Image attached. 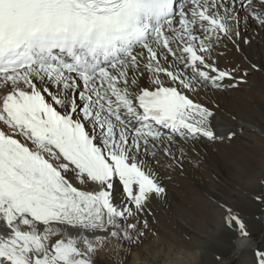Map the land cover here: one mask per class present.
Returning a JSON list of instances; mask_svg holds the SVG:
<instances>
[{"label":"snow or ice","instance_id":"6c2138e0","mask_svg":"<svg viewBox=\"0 0 264 264\" xmlns=\"http://www.w3.org/2000/svg\"><path fill=\"white\" fill-rule=\"evenodd\" d=\"M233 48L248 67L221 65ZM255 72L264 0H0V264H101L106 246L126 259L161 243L150 202L198 145L245 131L218 96ZM217 206L209 264H264L252 226Z\"/></svg>","mask_w":264,"mask_h":264},{"label":"bare ground","instance_id":"6f19581e","mask_svg":"<svg viewBox=\"0 0 264 264\" xmlns=\"http://www.w3.org/2000/svg\"><path fill=\"white\" fill-rule=\"evenodd\" d=\"M256 30H257V26L255 24L252 23L242 24L241 39L251 35ZM229 60L238 61L243 66L248 67L247 60L244 59L242 56H240L235 48H233L231 52L228 54V60L221 61V65L222 66L226 65L229 62ZM263 76H264V72L252 73L249 76L248 83L242 86L241 90L232 91L229 92L227 95L218 96L220 103L227 111H232L237 114L238 123L243 124L245 127L244 134L256 140L255 145H257V147L254 148V155L252 153L247 155L245 154V156L240 157L242 159H236L238 158L236 157L234 158V160H232L234 166L236 167V174H237L236 176L239 180L237 179L235 180H237L238 184L234 182L235 180L232 181L222 176V173L219 174L213 171L214 173L211 172L213 175L212 176L213 179L212 181L214 182L213 186H210L204 190V188L198 185L197 183L198 181L196 180L193 174L199 173L198 170L203 171V169L210 171L211 168L214 169V167L212 166L216 164L215 159L212 160L205 159L206 160L205 162L201 160V155L203 151L202 149L207 150V148H209L210 151L213 153L216 148L220 150L224 149L225 152H229L230 154L232 150L231 147L232 144L234 145V142L222 143V144L218 143V144L198 145L197 146L198 154L197 153L191 154L190 158L185 161L183 168L175 172H172L171 180L165 181L167 185L166 200L160 201L154 199L150 202L149 207L152 213L151 216L153 217L155 226L158 227L157 229H159L158 231H160L161 233L160 235L163 238V242L170 245L172 250H177L176 251L177 255L180 254L183 255V257H187L188 259L187 258L186 259L188 261L186 263L184 262L185 264H209L210 258L207 254L204 253L203 250L206 248L207 241L209 239L221 235V230L223 228V223H224L223 210L217 206L218 202L226 203L230 205L235 211L240 213V215L246 220V222L252 226L254 239L259 232H262L264 236V213H261L256 207H254L250 201L251 193L255 191H259L260 189L259 180L262 176H264V138H261L253 134L252 132L248 131V129L253 125H264V77ZM259 78H261L262 80H259ZM257 80L259 81V83H261L259 84L260 88H258V90L256 87H255L256 89H252V86L256 85ZM196 167L198 168V170H196L197 169ZM191 186L193 187V189L189 188ZM220 187L222 188L225 187L229 195H224V194L222 195V193L219 192ZM192 191L197 192L199 196L198 197L195 196L192 193ZM177 196L182 197L184 201L186 199H190L194 203L197 202L201 197L205 198L207 201L206 205L211 208L210 212H212L213 218L212 219L197 218L195 220L192 219L194 216L191 217L189 213V209H186V207L185 208L182 207L183 203L181 205L178 203V201L176 200ZM175 209L177 210V213ZM173 211L175 212V214H173ZM107 250H108V246H106L105 250L102 252H106ZM141 252L138 251L136 253H133L132 261L129 262V264H142L140 260ZM102 254L105 255L104 253ZM158 254L159 252H157V256ZM230 258L232 263L242 264L243 257L233 256ZM177 259L179 260L178 257ZM171 262H174L173 264H178V262L176 263L175 261H171Z\"/></svg>","mask_w":264,"mask_h":264},{"label":"rangeland","instance_id":"374dc122","mask_svg":"<svg viewBox=\"0 0 264 264\" xmlns=\"http://www.w3.org/2000/svg\"><path fill=\"white\" fill-rule=\"evenodd\" d=\"M251 75V74H250ZM264 77V76H263ZM259 80H262L261 78H259ZM259 81L257 80L256 82V85L258 86H252V89H256L258 90V88H260L259 86ZM256 87V88H255ZM243 135V136H242ZM246 138V139H245ZM243 140V141H242ZM234 142V145L232 144V147H231V152L229 154V152H225V150H220L218 148H216L214 150V153L210 151L209 148L206 149H202V155H201V160H203L204 162L206 160H212V159H215V165L212 166L214 167L211 168L210 171L208 170H198V168L196 170H198L199 173H195L193 174L196 178V180L198 181V185H200L202 188L207 189L208 187L210 186H213L214 182L212 181V173L211 172H216V173H219L221 174L222 173V176L234 181L235 179L239 180L237 178V174H236V167L234 166L233 164V161L234 158L236 159H242L240 158L241 156H245V154H250L252 153L254 155V148L257 147V145H255V142L256 140L253 139L252 137H249V136H246V134L243 133H240L237 135V137L235 138V140L233 141ZM231 142V143H233ZM241 143V144H240ZM246 143V144H245ZM243 144V145H242ZM249 146H248V145ZM236 146V147H235ZM248 146V147H247ZM210 151V152H209ZM213 151V150H212ZM218 151V152H217ZM240 151V152H239ZM245 151V152H244ZM208 152V153H207ZM217 152V153H216ZM224 152V153H223ZM249 152V153H248ZM205 153V154H204ZM211 153V154H210ZM220 153V154H218ZM224 155H223V154ZM226 153V155H225ZM237 153V154H236ZM244 153V154H243ZM214 154V155H213ZM218 154V155H217ZM233 154H236V155H233ZM243 154V155H242ZM251 154V155H252ZM206 155V156H204ZM216 155V156H215ZM232 155V157H231ZM235 156V157H233ZM217 157V158H215ZM208 158V159H207ZM227 158V159H226ZM206 159V160H205ZM225 159V160H224ZM229 160V161H228ZM232 162V164H231ZM217 165V166H216ZM234 166V167H233ZM209 168V167H208ZM207 168V169H208ZM207 171V172H206ZM213 172V173H214ZM209 173V174H208ZM230 173V175H229ZM234 174V175H233ZM204 176V177H203ZM207 177V178H206ZM233 177V179H232ZM236 177V178H235ZM199 179V180H198ZM237 180H235L234 182L238 184ZM201 183V184H200ZM186 188V186H185ZM189 188H192L193 187H189ZM219 192L222 193V195H229L228 194V191L227 189L224 187H220L219 189ZM192 193L195 195V196H199V194L195 191H192ZM227 193V194H225ZM176 195V194H175ZM180 199V200H179ZM176 200L178 201V203L181 205L182 203V207L186 209H189V213L191 215V217H193L192 219H197V218H204V219H212V212L211 211V208L209 206H207V201L205 198L201 197L199 198V200L197 202H193L192 200L190 199H186L185 201L182 199V197H179L177 196L176 197ZM191 201V202H190ZM176 213H177V210L175 209ZM173 214H175V212L173 211ZM179 214V212H178ZM151 217V218H149ZM206 217V218H205ZM148 220H149V223H150V226L155 229V230H159L157 229L158 227L155 226V223H154V220H153V217L151 215H149L148 217ZM155 226V227H154ZM160 233V231H158ZM261 233V234H260ZM161 234V233H160ZM255 239L256 241L258 242H263L264 241V236H263V233L262 232H259L256 236H255ZM163 243V244H162ZM148 244V245H147ZM165 242H161V243H150L149 241H146L145 242V245H142V246H139L137 248H134L133 249V252L127 256V258L125 259V253L123 252H119L117 253L114 246H111L109 245L108 246V250L106 252H101L100 253V261H101V264H117L118 261H123V264H129V262L132 261V254L133 253H136V252H141V262L142 264H167V263H170L171 261H175L176 263L178 262V264H185L188 260L187 257H183V255H177L176 251L177 250H172L171 249V246L166 244L165 246ZM168 246V247H167ZM110 247V248H109ZM112 248V249H111ZM114 248V249H113ZM167 248V249H166ZM136 249V250H135ZM141 249V250H140ZM112 250V251H110ZM136 251V252H135ZM113 252V253H112ZM157 252H159L158 256H157ZM162 252V254H161ZM102 253H104L105 255H103ZM120 255V256H119ZM167 255V256H166ZM111 256V257H110ZM155 256V257H154ZM157 256V257H156ZM179 258V260L177 259V257ZM102 257H105V258H102ZM120 257V258H119ZM159 258V259H158ZM169 258V259H168ZM185 258V259H184ZM187 258V259H186ZM162 259V260H161ZM181 261V262H179ZM109 262V263H108ZM113 262V263H112ZM185 262V263H184ZM172 264L174 262H171ZM170 263V264H171ZM234 264V263H232Z\"/></svg>","mask_w":264,"mask_h":264}]
</instances>
